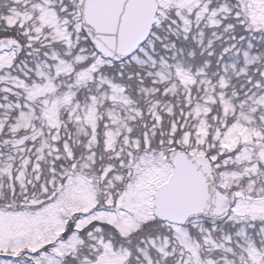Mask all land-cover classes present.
I'll return each instance as SVG.
<instances>
[{"label": "snow or ice", "instance_id": "snow-or-ice-1", "mask_svg": "<svg viewBox=\"0 0 264 264\" xmlns=\"http://www.w3.org/2000/svg\"><path fill=\"white\" fill-rule=\"evenodd\" d=\"M0 264H264V0H0Z\"/></svg>", "mask_w": 264, "mask_h": 264}]
</instances>
